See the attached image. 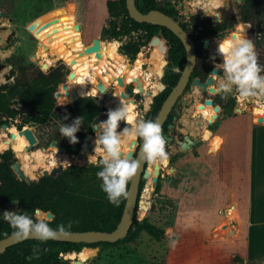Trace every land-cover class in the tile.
I'll return each instance as SVG.
<instances>
[{"label":"rangeland","instance_id":"obj_1","mask_svg":"<svg viewBox=\"0 0 264 264\" xmlns=\"http://www.w3.org/2000/svg\"><path fill=\"white\" fill-rule=\"evenodd\" d=\"M229 1L236 2V0H173L172 2L175 3L178 19L182 22L187 15H196L198 10H203L210 16L219 8L226 7ZM11 3L12 0H0V7ZM0 11L7 13V17L0 16V85L13 81L17 68L10 63L12 58L22 57L26 63H34L47 72L48 69H45L43 65L40 66L35 60L41 47L53 48L60 56V60L53 66H49L50 68L60 63L67 66L66 85H70L68 80L73 78L70 77L72 73L70 69L83 73L89 70L91 80H95L92 77L93 70L89 68L91 57L90 54L85 53V49L93 44L94 39L109 40L102 34L103 29L111 24L105 0H18L11 12L8 13L1 8ZM77 25L82 26V29ZM131 38L138 39V35L134 33ZM131 38L125 37L118 41L122 45L129 42ZM216 45L218 46V43ZM119 51L121 52L120 48ZM215 51L212 45V49L207 51L208 56L215 54ZM141 52L146 60L151 59L147 48H143ZM124 56L130 63L133 62L127 55ZM221 61L222 58L218 60V62ZM109 66L114 69L113 66ZM149 72L150 65H145L139 80L149 79V83L154 82V79L148 76ZM164 73H166L165 65ZM156 74L161 84L165 85L158 71ZM219 79H215L216 86ZM115 83L121 87L116 80L112 86H105L107 88L104 94L106 112L117 108ZM132 85H135L134 88L138 93L136 82L130 85L125 84L121 87V91L125 94L129 91L132 93ZM62 89L66 92L65 88ZM203 92L201 87L192 85L175 110L178 119L173 126H176L177 130L171 136L178 140L188 136L194 145L186 150L177 145H167L166 150L169 156L166 164L158 166L148 164L147 166L149 171L155 167L157 173L152 180H149L150 176L145 180L144 194L143 191L141 193V199L151 203L144 218L164 229L165 233H168L167 238L156 241L143 233L135 241L121 243L114 247L100 246L97 255L90 257L84 263L251 264L247 257L246 240L249 221L264 218V115H262L264 100L252 98L238 101L233 92L235 108L219 113L216 119L217 105L214 103L205 106L202 101ZM143 93L141 101L132 102L138 110L137 120H146L154 98L161 93V89L156 95H153L151 90H145ZM146 94L152 98L149 105L146 103ZM78 97H91L96 100V103L99 100L93 96ZM18 98L19 94L14 95L15 102ZM133 98L134 95L123 100L129 103ZM208 107L215 110L214 114L208 109L201 114V110ZM15 108L18 109L19 115L16 119L10 120L9 128H15L19 132L24 131L25 137L28 133L36 139V143L31 145L26 137L29 147H25L24 155L19 157L25 172L35 177L38 172L46 169L51 171L55 167L51 164L54 147L49 143L56 141L60 147L65 148L70 142L68 138L60 134L59 128L62 123L71 124V121L49 122L45 125L27 124L20 128L25 111H22L18 105ZM211 115L213 119L209 120L208 116ZM125 126V122L121 121L117 131ZM207 130L211 131V135L204 138ZM95 135L94 131L92 148L85 151L86 154H94ZM7 139H11V133L0 127V146H5L4 141ZM137 142L133 146L134 150ZM86 143L85 139L82 147ZM9 150L15 159L17 156L12 149L5 151ZM134 150L131 152L133 153ZM34 152L44 156V161L38 159ZM79 153L75 157H80ZM96 156L97 159L93 163H74L71 166L88 167L91 164H98L102 157L100 154ZM251 165H254L252 205L248 199ZM68 167L69 165L65 166V168ZM156 177H159L157 182L154 181ZM239 199H244V205ZM252 206L253 217L249 214ZM7 210L19 209L11 207ZM231 211L235 213V218L227 224L228 213ZM229 227V233L222 234ZM168 230L171 231L168 232ZM260 235L264 238V226H256L250 230L248 239L254 251L264 247V241L262 243ZM169 236L178 240L174 249L169 246ZM63 258L70 264L78 260H70L65 255ZM255 263L264 264V259Z\"/></svg>","mask_w":264,"mask_h":264},{"label":"trees","instance_id":"obj_2","mask_svg":"<svg viewBox=\"0 0 264 264\" xmlns=\"http://www.w3.org/2000/svg\"><path fill=\"white\" fill-rule=\"evenodd\" d=\"M18 0H12L7 6L0 7L8 13L14 8ZM165 5L158 8V0H136L139 11L147 14L152 10H160L171 18L179 21L178 11L175 4L164 0ZM107 13L111 19L109 27L103 29V36L109 40H122L137 34L138 39L131 38L129 42L120 46L121 53L127 55L133 61L143 48H147L149 55L163 59L166 73L163 82L166 89L159 93L147 114L146 120L158 119L159 112L172 89L178 84L181 74L187 63V52L182 41L171 30L166 27L151 23H138L132 19L127 9L126 0H105ZM238 12L242 16L251 34L258 54V63L264 65V0H243L238 5ZM202 12L191 17L189 23H181L183 28L194 40L197 51V64L192 73L190 83L200 79L205 81L211 70L207 66L203 55L204 42L212 37L224 38L235 30H231L237 23L236 9H222V23L216 28L204 26L201 19ZM238 14V15H239ZM192 25L190 28L189 26ZM229 31V32H228ZM159 59V60H160ZM162 61V60H161ZM10 63L17 68L13 75V81L0 85V122L9 124L14 120L19 111L17 105L27 108L28 114L19 126L23 128L26 124L45 125L49 122L72 121L76 117H83L82 126L77 133L78 143H69L66 150L69 154H78L82 143L85 142L88 134L94 135L92 125L95 119L106 112L100 108L96 100L91 97H81L75 102H70L65 91H61V85L66 82L68 68L60 63L56 67L44 72L34 63H26L22 57L12 58ZM264 74V72H262ZM21 88L23 95L14 101V94ZM67 100V101H66ZM65 104L60 105L62 103ZM235 99L232 97L226 103L225 108L231 111L235 108ZM176 112L171 113L163 129V135L167 133L169 124L173 123ZM67 117V119H65ZM140 141L134 150L133 157H136ZM4 161L0 163V214L5 210L6 205L14 200L19 201L18 209L26 211L29 215L33 210L40 208L52 212L54 220L50 226L57 228L60 224L66 227L71 221L70 232H113L117 229L126 205L127 197H122L120 204L109 203L107 195L102 191L101 179L96 173L101 170V165L91 164L85 166H69L57 177H42L37 183L31 185L18 180L11 169L12 153L7 152ZM148 166V163H146ZM128 184V191L130 187ZM159 185V184H158ZM145 186V180L140 185V196ZM159 188V186H158ZM244 205V199H239ZM12 229L9 224L0 221V240L11 236ZM146 233L156 241L167 238L165 230L150 223L146 218H138L135 212L133 224L130 226L128 235L116 243H70L60 241H41L30 239L19 242L8 247L0 253V264H70L62 255L70 260L77 259L84 249H93L100 246H117L121 243L135 241ZM80 260V259H79ZM83 262H86L83 261ZM251 264H256L251 262Z\"/></svg>","mask_w":264,"mask_h":264},{"label":"clouds","instance_id":"obj_3","mask_svg":"<svg viewBox=\"0 0 264 264\" xmlns=\"http://www.w3.org/2000/svg\"><path fill=\"white\" fill-rule=\"evenodd\" d=\"M210 16L222 23L221 12L216 11ZM216 52L222 57L221 62H214L215 69L222 73L216 92L222 94L234 92L238 101L252 98L264 100V74H262L264 65L258 63L255 44L247 37L246 31H233L228 36L220 38ZM211 74L216 75L215 72ZM66 101L60 105L65 104ZM131 113V105L121 101L119 107L108 110L106 120L92 125L96 133L95 147L94 154H89L88 161L93 163L97 159L96 154L101 155L102 158L98 163L102 167L96 175L102 181L100 187L106 193L109 203L117 206L122 197L128 196V184L141 168V160L133 157L125 141L135 144L139 140L144 161L150 165L158 166L166 163L169 156L160 123L151 119H139L133 122ZM82 120L83 117H76L71 124L62 123L59 128L60 134L68 138L71 144L79 142L77 133L83 125ZM121 121H124L126 126L117 131ZM208 135L211 133H205V138ZM63 164L71 166L68 161H64ZM13 202L17 203L18 200L13 199ZM2 219L9 224L12 229L11 236L17 241L30 238L41 241L56 239L60 235L67 236L68 229L71 228V221L67 227L64 224H60L57 228L51 227L50 212L40 208L34 209L31 215L26 211L4 210ZM177 244L178 240L169 236V246L174 249ZM92 255L94 250H82L81 264Z\"/></svg>","mask_w":264,"mask_h":264},{"label":"water","instance_id":"obj_4","mask_svg":"<svg viewBox=\"0 0 264 264\" xmlns=\"http://www.w3.org/2000/svg\"><path fill=\"white\" fill-rule=\"evenodd\" d=\"M166 2H172V0H166ZM127 9L129 11V15L132 19H134L138 23H151L154 25H159L168 28L171 30L184 44V47L187 52V63L184 71L181 74V78L178 82V84L172 89L171 93L165 100L164 104L162 105V108L159 112L157 121L160 123L161 127L163 128L166 121L170 117L171 112L173 111L175 105L179 101V99L184 95L186 88L190 82L192 73L195 69V66L197 64V52L195 47V42L189 35V33L183 28L180 21H176L175 19L171 18L167 14L163 13L160 10H152L147 14H143L139 11L136 5V0H126ZM165 5L163 1H161L158 4V8H161ZM0 16L7 17V13H4L3 11H0ZM78 28H81V26L77 25ZM216 42H219V39H215ZM208 44V41L206 42ZM101 50V39L97 38L94 39L93 44L89 45L85 49L86 54L96 53L100 52ZM98 58H101V55L98 53ZM150 62L153 63L154 59H150ZM43 67L45 69H50L49 65L44 64ZM215 72V71H214ZM159 76L163 78L165 76L164 73V61L159 65L158 70ZM216 73V72H215ZM74 75L71 73L70 77H73ZM117 83L121 86H125L123 77L117 78ZM215 76H210L206 82H202L200 79H195L193 81V85L201 87L203 90H208V87H214ZM133 82L137 83V88L139 89V92L134 95V98L131 99V102L135 101H141L142 99V93L145 91L143 84L138 78H135ZM99 89L102 92H105L107 88L103 83L99 84ZM166 89L165 85H162L161 92H163ZM23 91L21 88H18L16 91V94L22 95ZM14 94V95H16ZM65 95L67 99L70 102H75L80 99V97L73 96L69 91L65 92ZM122 97L126 98V94L122 93ZM98 106L100 108H104L105 103L104 100L100 101L98 100ZM207 105H213L212 100L206 101ZM22 111H29L27 108L23 107L21 109ZM216 112H219L220 108L218 106L215 107ZM215 118H217V115H215ZM107 119V112L102 113L99 115L94 122L99 123L100 121ZM4 129H10L8 125H3ZM13 139H16V135H12ZM26 137L28 140H30V144L33 145L36 143V139L34 136L29 135L26 133ZM94 138L93 134H88L86 136L87 143L82 147V151L79 153L80 156H83L85 151L91 150L92 148V139ZM171 140V138H169ZM55 145L59 146V143L56 141H53L51 143V146L54 147ZM192 145H194V142L190 139V137L186 138V143H183L181 145V149L186 150L189 149ZM63 152L66 153L65 148L61 147ZM5 151V150H4ZM2 151V152H4ZM70 157H75L74 154H67ZM136 158H139L141 160V168L139 169L137 175L131 180L129 191H128V197L124 209V213L122 216V219L117 227L116 230L113 232H100V231H88V232H70L68 231V235H60L56 239H49L53 241H60V242H70V243H89V244H95V243H116L120 240L124 239L128 233L130 226L133 224L135 212L137 211V217L138 218H144L146 216V210L148 209L149 205L151 204L149 201H145L141 199L140 196V185L142 180H146L149 178L150 173L147 168L146 162L143 158V153L139 147V150L137 152ZM67 168H65L64 165H59L58 167L53 168L51 171L45 170L38 172L35 177H31L25 173V170L22 168V161H19L15 163L12 166V170L14 174L17 176L18 180L26 182L27 184L31 185L33 183H37L42 177L51 176V177H57L61 173H63ZM159 177H156L154 179L155 182H157ZM19 205V201L17 203H14L13 201L8 203V206L15 207ZM51 219L54 220L55 215L50 212ZM35 239V238H30ZM27 239V240H30ZM25 241V240H22ZM22 241L15 240L12 236H9L7 238H4L0 240V253H3L8 247L17 244ZM92 250H94V255L91 257H95L99 251V247H95ZM64 256V255H62ZM73 264H81V260H76L73 262ZM82 264H86L82 262Z\"/></svg>","mask_w":264,"mask_h":264},{"label":"bare ground","instance_id":"obj_5","mask_svg":"<svg viewBox=\"0 0 264 264\" xmlns=\"http://www.w3.org/2000/svg\"><path fill=\"white\" fill-rule=\"evenodd\" d=\"M52 41H54V39H52ZM120 45L121 43L118 40H101L100 52L90 54L91 62L89 63L90 64L89 68L93 70L92 77H94L95 80H91L92 78L89 76V73H88L89 70L87 71V73H83L80 71L78 72L77 70L70 69L74 76L73 78H70L68 80V84L70 85L66 86V91H69L73 96H76V97L93 96V97L98 98L100 101H103L105 92H102L99 89L98 86L100 83H103L105 86L106 85L112 86L114 84V80H117V78L119 77H123L124 84L132 83L135 78L139 79L141 77L144 66L150 65V72L148 76L154 79V82L149 83V79H148L146 81H141V83L143 84L144 89L146 91L151 90L152 94L156 95L158 93V90H160L162 87V84L156 72L159 70V65L162 63L163 59L152 56L151 59H154V62L151 63L150 60L145 59L143 52H141L137 56L136 60L130 63L127 57L124 56L119 51ZM98 53L101 55V58L97 57ZM35 60L37 61L38 64H40V66L44 64L53 66L55 62L60 60V56L56 54L53 48L41 47L39 53L35 57ZM109 65L113 66L114 69L111 68ZM114 86L115 87L117 86L116 87L117 91L115 92V95H116L115 101L117 103V107H119L121 101L124 102L122 98L123 92L121 91L122 86L118 87L116 83ZM145 93H143V95H145ZM146 97H147L146 103L149 105L151 103L152 98L148 97L147 94H146ZM128 104H130L132 107L131 114L133 116V122H134L138 119V113H137L138 110H136V106L132 102H129ZM210 109L212 111L214 110L213 108H210ZM206 133H211V131L207 130ZM14 135H16V139L21 138L20 133H15ZM208 137L209 135L206 138ZM204 138H205V135H204ZM24 141H27V139L24 138ZM125 144L129 147V151H132L133 144L128 141H126ZM28 147L29 145H27V148ZM2 148H5V146L1 145L0 150ZM53 152L54 153L52 154L51 164L54 166L58 164L68 166L67 164H63L64 161H68L70 165L74 163L89 162L88 161L89 154H86V153H84V155L80 157H74V156L70 157L63 152L60 146H57V145L54 146ZM58 152L62 154H59ZM34 155L37 158L44 161L45 157L42 156L39 152H34ZM149 173H150L149 180H152L153 176H155V173H157V171L155 172V167L151 169ZM143 194H144V191H143ZM233 218H235V213L231 211L228 213V219L226 221L227 224H229V221L232 220ZM229 231H230V227L224 232H222V234L229 233ZM77 259H80V254L78 255Z\"/></svg>","mask_w":264,"mask_h":264},{"label":"flooded vegetation","instance_id":"obj_6","mask_svg":"<svg viewBox=\"0 0 264 264\" xmlns=\"http://www.w3.org/2000/svg\"><path fill=\"white\" fill-rule=\"evenodd\" d=\"M173 1V0H172ZM164 2V1H163ZM165 3V2H164ZM168 3H173V4H175L174 2H168ZM243 3V0H236V2H228L227 3V5H226V7H222V8H219L218 9V11L219 12H221L222 13V9H230V8H234V10L236 9V13H237V23H236V25L232 28V29H230L229 31H231V30H235V31H237V30H242L243 29V27L245 28V29H243V31H246V35H247V37L248 38H250L251 39V34H250V31H249V27H248V25L245 23V22H243L242 21V16L239 14V12H238V5H241ZM176 7V6H175ZM199 12H202V14H201V19H202V21H204V23H205V25H202L200 28L202 29V30H204V26H207V27H213V28H216L219 24H220V22L219 21H217V20H214V19H212L210 16H208V15H206L205 13H204V11L203 10H198L197 11V14L199 13ZM196 14V15H197ZM239 14V15H238ZM193 15H187V18H189L188 20H187V18L184 20V21H182V22H180V23H189L190 21H191V17H192ZM238 26H239V29H238ZM190 28L192 27V25H190L189 26ZM242 28V29H241ZM81 29H82V26H81ZM228 31V32H229ZM216 38H218V39H220L219 37H217V36H215V37H212V38H209V39H207L205 42H204V44H203V47H202V50H203V55H204V57H205V61H206V63H207V66L209 67V69L211 70V72H210V74H209V76H208V78L210 77V76H213L211 73H213L214 71L216 72V75H215V79L216 78H220V76L222 75V73H219V71L218 70H216L215 69V67H214V62H218V60L219 59H221L222 57H220L218 54H217V52L215 53V54H213V55H210V56H208V54H207V51L208 50H211L212 49V45H213V47L215 48V50L217 49V45H216V43H219V42H216L215 41V39ZM222 38V37H221ZM194 41V40H193ZM208 41V44H206V42ZM195 47H196V45H195ZM197 52V51H196ZM207 78V79H208ZM207 79L205 80V81H202V82H206L207 81ZM194 81V80H193ZM193 81H192V83H191V85H190V88H191V86L193 85ZM66 83L67 82H65L64 84H62L61 85V89L62 88H65L66 89ZM190 83V82H189ZM131 83H129V85H130ZM214 84H215V86L214 87H211V86H209L208 87V90H204V92L202 93L203 94V96H202V101H204V103H205V106H207V104H206V101L207 100H212L213 101V104L215 103L219 108H220V110H219V112L217 113V114H215V115H217V117H218V115H219V113H221V112H225V111H227L226 110V108H225V105H226V103L230 100V98H232V93H228V94H222V93H217L216 92V83H215V81H214ZM189 85V84H188ZM135 87V85H132V93L129 91L128 93H126V96L127 97H130V96H133V95H135L136 93H137V90L134 88ZM188 87V86H187ZM190 88L189 89H187L186 88V91H185V93H184V95L190 90ZM202 89V88H201ZM22 95H23V93H22ZM22 95H19V97L20 96H22ZM183 95V96H184ZM182 96V97H183ZM181 97V98H182ZM181 98L179 99V101L181 100ZM179 101L177 102V104L179 103ZM177 104L175 105V107H174V109H173V111L171 112V113H174V112H176L175 110H176V106H177ZM19 107H21V105H18ZM16 107V106H15ZM23 107H21V109H22ZM211 107H208V108H204V109H202L201 110V114L203 113V111H205L206 109H208V110H210L211 112H213V111H215V110H211L210 109ZM17 109V108H16ZM18 110V109H17ZM29 112L28 111H25V115H27ZM176 114H177V112H176ZM213 114H214V112H213ZM18 117V116H17ZM16 117V118H17ZM210 119L209 120H212L213 118V115H211V116H208ZM15 118V119H16ZM24 119H25V117H24ZM169 119V118H168ZM178 119V116L176 115V116H174V119H173V123L176 121ZM217 119V118H216ZM173 123H171V124H169V126H168V129H167V133H165L164 134V137H165V140H166V146L167 145H170V146H173V145H177V146H179L180 148H181V145L183 144V143H186V138L188 137V136H184V137H182V140H178V139H176L175 137H172L171 135L172 134H174L175 132H176V130H177V128H176V126H173ZM3 125H5V124H1V122H0V127H3ZM6 125H8L9 126V124H6ZM27 125V124H26ZM8 131H9V133H11V139H7V140H5L4 142H5V148H3V149H1L0 151L2 152V151H4V150H8V149H12L13 150V152L16 154V156L17 157H15V159H14V155H13V153L9 150V151H5V152H2V153H0V163H2L3 161H4V158H3V156L7 153V152H11L12 153V158H11V169H12V166L15 164V163H17V162H19V157H21V156H23L24 154H23V152H24V150H25V147H27V145H28V143H27V141H24V138H26L25 136H24V131H18L17 129H15V128H10V129H8ZM15 133H20L21 134V138H19V139H16V140H14L13 139V137H12V135L13 134H15ZM169 138H171V140H169ZM30 141V140H29ZM83 144V143H82ZM34 145V144H33ZM49 145H51V143H49ZM81 149H82V147H81ZM65 150H66V147H65ZM66 152H67V150H66ZM68 153V152H67ZM69 154V153H68ZM39 159V158H38ZM56 167V166H55ZM54 167V168H55ZM58 167V166H57ZM22 168H23V165H22ZM24 169V168H23ZM47 170V169H46ZM26 173V172H25ZM27 174V173H26ZM62 174V173H61ZM17 177V176H16ZM16 208H18V206H15ZM7 208H11L10 206H8V204L6 205V208H5V210H7ZM1 220H3L2 219V214H0V221Z\"/></svg>","mask_w":264,"mask_h":264},{"label":"crops","instance_id":"obj_7","mask_svg":"<svg viewBox=\"0 0 264 264\" xmlns=\"http://www.w3.org/2000/svg\"><path fill=\"white\" fill-rule=\"evenodd\" d=\"M254 165H251V172L249 171V180H250V185H249V202L250 204L252 205V200H253V196H254V186H253V172H254ZM252 168H253V171H252ZM253 206H252V209H251V212H249L250 216L252 215L253 217ZM256 219V218H255ZM255 219H251V221H249V225H248V230H247V233H246V240H247V246H248V251H247V257H248V260H250L251 262H259V261H262L264 259V247L261 248V250L259 251H254L252 250L251 248V244H250V241L248 239V236H249V233H250V230L253 228V227H256V226H264V218L261 217V218H257L256 220ZM261 236V235H260ZM260 240L264 241V238L263 236H261ZM264 245V243H263Z\"/></svg>","mask_w":264,"mask_h":264},{"label":"built area","instance_id":"obj_8","mask_svg":"<svg viewBox=\"0 0 264 264\" xmlns=\"http://www.w3.org/2000/svg\"><path fill=\"white\" fill-rule=\"evenodd\" d=\"M258 103V102H257ZM262 115H264V111H262Z\"/></svg>","mask_w":264,"mask_h":264}]
</instances>
